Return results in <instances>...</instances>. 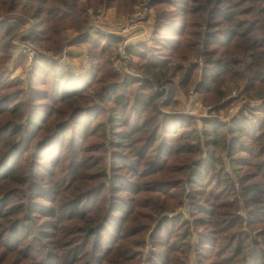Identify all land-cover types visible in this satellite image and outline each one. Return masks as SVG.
Wrapping results in <instances>:
<instances>
[{"label": "trees", "instance_id": "obj_1", "mask_svg": "<svg viewBox=\"0 0 264 264\" xmlns=\"http://www.w3.org/2000/svg\"><path fill=\"white\" fill-rule=\"evenodd\" d=\"M133 2L0 0L1 19L33 7L19 41L49 87L0 76V264H264V106L230 114L264 100V0H149L154 37L124 55L84 34ZM68 41L89 47L87 76L58 64ZM176 89L201 123L179 98L166 110Z\"/></svg>", "mask_w": 264, "mask_h": 264}, {"label": "rangeland", "instance_id": "obj_2", "mask_svg": "<svg viewBox=\"0 0 264 264\" xmlns=\"http://www.w3.org/2000/svg\"><path fill=\"white\" fill-rule=\"evenodd\" d=\"M174 1H178V0H174ZM148 3H149V0H134V2L128 6L124 5L122 8L123 9L122 11H120L119 9L116 11V9H109V8L103 7V8H100L98 11H91L90 14H94V13H97L99 11H102V12L106 11L107 16L109 18H111L115 21H121L124 18H126L127 16L132 15V14H134L140 10V8H139L136 12L129 14L131 11L127 13L125 11L126 9H128V8L135 9L136 7H139L140 5H145ZM151 9H152V19H149V20L143 22L144 25H148L150 27L151 31L149 33L144 32V30L142 29V24H141L139 26L140 30L138 32H136L135 34H133L128 39L126 46L135 45L138 43H145V42L150 40L151 36L153 39L156 25L154 23L155 11L153 8H151ZM27 10H30L31 13L27 14L26 13ZM121 12H123V13L119 14ZM32 14H33V7L30 8L28 6V7H25L24 9L18 10L16 12V14H11L14 16L3 18L0 20V22H1L3 20H11V18H16L17 21L15 24V27L18 28V31L16 33L11 32L10 34H6V32H4L6 27L5 26L0 27V57L2 58V62L0 63V76L2 78V81L9 80L10 78H17V79L21 78V79L28 81L31 78L29 80V82H27V83L29 84V86L32 89L35 88L37 90H49V87L41 86V82H39V81H40V78L42 75L40 74L39 71L37 72L35 77H33L34 63H37V62H35L36 60L34 62L31 61L32 57H31L30 53L28 52L29 48H33V44L29 43V42L19 41L20 40L19 37L27 34L28 29H30L33 26V22L31 20H29V23L27 24L28 19L31 18ZM99 14H100V12L97 15H99ZM175 27H176L175 23H170V25L168 27L164 28V31H162L161 35L160 36L155 35V38L162 37V36H168L167 31L169 29H172ZM72 34H74L72 31H67V33L65 35L66 40H67V38L70 39L72 37ZM147 34H148V37H147ZM93 36H95V35H93ZM91 38H94V37H91ZM97 38L100 40V42H104V43L109 42L108 39H104V38L99 37V36ZM71 43L72 42L68 41L66 44V47H65V49L67 51L66 52L67 56L69 58L63 57V59L60 60L61 63H58V64L61 65L62 67H67V66L70 67L73 72L78 73L81 77H83L84 74H85V76H87L88 74L91 73V69L88 71L90 64L88 63V60L85 57L86 56L85 54L89 50V47L87 45H83L80 48L75 49L73 46H71ZM4 44L10 45L11 51H7L6 49H4ZM148 46H149V48H151L153 46L152 42ZM12 47L15 51V56L13 55ZM145 50H147V49H145ZM10 52H11V54H10ZM68 52H71L73 54V57L68 55ZM124 54L125 53H123V55ZM125 60L126 61L128 60L127 56H126ZM191 61L192 60H189V63ZM42 67H44V66H42ZM142 76L143 75H139V77H142ZM77 81H78V77L75 78V82H77ZM20 87H23V85L21 84ZM168 88L170 91L171 87H168ZM176 90H177V92L174 94V98H173L174 103L172 105H170L169 107H166V110H170V111L173 110V106H174L177 98H179V94L181 92L178 89H176ZM258 92L260 93L262 91L258 90L257 93ZM185 99L186 98H184V97H180L178 99L179 103L177 102L176 109H178V104H179V110L182 112V114H185V115L188 114L189 115V112L191 110L190 103L194 102V99H192V100L187 99L186 102H183ZM35 104H42V102L36 101ZM36 112L42 113V110L38 108L36 110ZM200 112H203L201 117H200ZM204 113H206V111H204V110L202 111V109L199 108L198 113L195 116L196 117L195 119L197 122L201 123V119L204 118V116H203ZM78 116L80 117L81 115H78ZM182 122H184V119H182ZM191 264H192V262H191Z\"/></svg>", "mask_w": 264, "mask_h": 264}, {"label": "built area", "instance_id": "obj_3", "mask_svg": "<svg viewBox=\"0 0 264 264\" xmlns=\"http://www.w3.org/2000/svg\"><path fill=\"white\" fill-rule=\"evenodd\" d=\"M152 19V9L149 8L148 6L142 5L140 7V10L132 15L127 16L121 21H115L107 16L106 11H100V14L92 17L90 25L86 28V31L84 34H87L88 32H93V31H101L103 33H108L112 35H117L123 38V42L120 46V52L121 55H123V48L127 45L128 39L138 32L140 30V25L143 24V22ZM1 20V18H0ZM75 49H78L80 47H74ZM33 48H29L28 50H32ZM33 51V50H32ZM86 55V54H85ZM66 57V56H64ZM86 57V56H85ZM87 58V57H86ZM126 57L123 56V59L121 61V69H126L129 59L126 61ZM88 60V58H87ZM89 63V61H88ZM79 75L78 73H74ZM237 92L232 91L230 94V97H236ZM192 100L194 99V102L190 103V112L189 115L196 116L198 113L199 108L202 109V111H206L203 116L207 117L208 110L207 108L203 107L200 102L198 101L196 95H191L190 97H186V99L183 102H186V100ZM247 107L251 110H258L259 108L264 106V100H249L245 99L235 105L231 111L230 114L233 116L234 114L238 113L239 110L242 107ZM203 112H200V117L202 116ZM215 118V117H213ZM227 170L229 172H232L231 168L227 166ZM239 213L246 219V214L244 210H240ZM196 244H193V248L195 247Z\"/></svg>", "mask_w": 264, "mask_h": 264}, {"label": "crops", "instance_id": "obj_4", "mask_svg": "<svg viewBox=\"0 0 264 264\" xmlns=\"http://www.w3.org/2000/svg\"><path fill=\"white\" fill-rule=\"evenodd\" d=\"M142 29L144 30V32L149 33L151 31L150 27L148 25H144L142 24ZM148 37V34H147ZM147 39V38H146Z\"/></svg>", "mask_w": 264, "mask_h": 264}]
</instances>
